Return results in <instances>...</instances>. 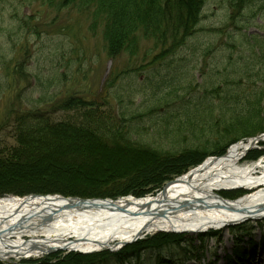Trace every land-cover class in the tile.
Masks as SVG:
<instances>
[{
  "label": "rangeland",
  "instance_id": "rangeland-1",
  "mask_svg": "<svg viewBox=\"0 0 264 264\" xmlns=\"http://www.w3.org/2000/svg\"><path fill=\"white\" fill-rule=\"evenodd\" d=\"M245 3L235 19L245 23L244 28L239 29L230 20L233 9L231 0H204L201 20L195 32L171 56L152 62L157 51L147 54L153 46L151 41L144 40L135 56L126 53L116 58L108 56L101 29H90L88 13L74 8L57 10L47 6L42 0H0V149L15 144L18 117L27 113H40L51 120L69 118L76 110L59 111L58 103L63 100L62 104L68 105L66 99L79 95L85 100L99 103L113 116H116L120 108H126L129 115L135 114L136 119L132 124L134 127L129 137L150 150L152 148L161 154L179 153L178 155L184 151L189 152L193 147L202 152L206 150L205 153H191L189 165L181 175L193 170L198 164L192 162L202 155L206 154L204 160L217 157L215 154L230 148L227 143L220 145L222 147L215 144L219 139L217 132L227 133L222 131V126L231 117L230 112L223 107L235 106L238 98H253L264 81L255 80L258 75L264 76V62L260 55L263 46L254 44L249 38L253 32L264 35V0H246ZM230 33L237 35L238 47L232 48ZM163 76L170 79L174 77L173 86L158 88L156 81ZM214 85L219 86L218 93L215 94L218 96L215 100L218 105L211 110H199L202 116L207 115L212 124H216L217 128H213L214 135L208 137L200 133L198 140L189 138L188 141L179 142L167 139L165 132L158 135V132L166 128L171 118L169 114L179 111L175 109L176 105L165 107L167 104L190 102L191 99L200 101L199 103L214 101L211 92H205ZM261 99L263 104L264 97ZM49 101L51 102L45 103ZM179 123H182L180 119ZM146 147L142 148L147 149ZM263 153L264 141L244 155L247 160H252ZM91 154L102 159V163L106 162L105 165L113 167L112 171L117 173L130 170L132 174L139 175L136 171L141 168L140 174L143 173V176L139 175L141 178L137 180L141 187L135 186V191L146 190L147 193L144 196H138L140 192L138 195L131 192L114 194L121 185L119 183L118 186V180H101L92 185L82 181L74 171L61 169H54L50 174H59L54 176L57 178L56 187L86 191L84 196H78L82 199L118 200L128 196L144 198L156 195L168 182L179 178L175 176L171 179L169 176L155 190V181L142 180L153 173V170L160 173L159 166L153 169V166H141V163L134 165L139 162L134 155L108 152L102 148L91 150ZM59 165L61 167L62 163ZM108 168H89L85 172L98 176ZM11 177L18 178L5 175L1 180H13ZM44 177H31L25 183H30L33 179L40 181ZM165 178L166 176L163 177ZM89 185L97 186L102 192L101 196L88 195L86 187ZM40 186L43 187L42 184ZM31 194L43 193L25 195ZM157 235L163 234L152 233L140 240H150ZM156 238L151 241L154 242ZM171 240L173 247L162 250L158 247L154 249L147 242L131 248H126L130 245L127 244L118 246L115 251L105 249L88 254L58 250L38 257L0 260V264H264V249L260 250L258 246H264V218L249 219L204 234H182V237ZM77 256L81 259L80 262ZM165 256L170 257L167 263Z\"/></svg>",
  "mask_w": 264,
  "mask_h": 264
},
{
  "label": "trees",
  "instance_id": "trees-1",
  "mask_svg": "<svg viewBox=\"0 0 264 264\" xmlns=\"http://www.w3.org/2000/svg\"><path fill=\"white\" fill-rule=\"evenodd\" d=\"M42 1L47 6L57 10L74 8V10L88 13L90 29L92 31L101 29L105 52L111 58L119 57L123 53L135 56L138 53L141 41H151L153 49L149 50L147 54H150L153 50L157 51L152 62L171 56L185 43L187 38L197 28L204 5V0ZM245 2L246 0H231L233 9L230 20L239 29L244 28L245 23L235 19L241 13L242 8H244ZM240 34L242 35V32ZM249 38L254 44L257 43L261 47L263 46L262 50L260 49V55L264 62V35L253 32ZM230 42L232 48L239 46L236 34L230 33ZM19 65H22V63ZM263 77V75H258L255 80H263ZM173 78L170 79L167 76H163L156 81V85L160 89H167V86L170 88L175 83ZM216 87L218 86H212V88ZM212 90L206 92H211V94L218 93L217 90L213 92ZM255 94L251 99L250 97H246V100L238 98V100H235V106L230 105L224 108L230 112L232 118V122L227 126L230 129L226 134L229 135L227 136L220 132H217V134L220 135V139H227V144L244 137H252L264 133V103L262 104L261 99V97H264V81L263 86ZM71 98L72 100H70ZM71 98L66 99L68 105H66L67 103L62 104V100L57 106L59 111L75 109V114L69 118L51 120L49 117L40 115V113L39 115L27 113L18 117L14 134L15 144L0 149V196L6 194H18L21 196L29 193H59L68 197L84 196L86 194V191L82 192L76 190V188L56 187L57 178L54 176H59V174H54L53 172L54 175H50L54 169L74 171L78 177L82 178V181L90 182L89 184L92 185L97 182L100 183L101 180L102 182L108 179L118 180V186L119 183L121 185L119 186L120 188L116 189V192H113L114 194L131 192L138 195L140 191H135L137 190L135 186L139 187L137 183L140 182H137V180L141 178L139 175L143 176V173L140 174L141 168L136 171L139 172V175L132 174L130 170L127 172L121 171L120 173L114 172L112 171L114 168L110 165H105L106 162L102 163V159L91 156V150L102 148L108 152L117 151L121 154L134 155L139 161L136 164L133 163L134 165L141 163V166H153V169L159 166L161 169L160 173L153 170V173H149L148 177H144L145 179L142 180L143 182L155 181L156 187H153L155 190H158L163 182L169 179V176L173 179V177L180 176L185 172L186 167L189 165L188 160L192 157L190 156L191 153L202 152V150L197 148L194 151L191 149L189 152L184 151L178 155L179 153L161 154L157 149L152 148L150 150V148L139 145L130 139L129 136L132 134L131 130L134 127L132 124L136 116H134L135 114L129 115L126 108H120L116 116H113L97 102L85 100L79 95ZM191 101L198 102L192 99ZM105 102L107 103V99H105ZM184 111L192 112L189 108L184 109ZM169 115L171 118L165 126L166 128L164 131L158 132V135L165 132L166 138L171 141L179 142L187 136L192 137L193 140H198L199 136H201L200 133L207 136L215 132L207 115L202 116L201 113L200 115L187 114L183 120H181L180 114L171 113ZM200 116H202L201 119H199ZM179 119L182 123H179ZM224 152L225 150L215 155H221ZM205 155L193 161L192 164H199L204 160ZM259 156L260 154L253 159ZM142 160L144 161L142 162ZM59 163H62L61 167ZM98 167H109V170L103 171L102 174L99 173L98 176L85 172L89 168L95 169ZM5 175L18 178L13 179L11 177L13 180H1ZM42 176L45 177L40 181H33L35 180L33 179L32 182L25 183V180L31 179V177ZM164 176H166L165 179H163ZM86 190L88 195L92 197L101 196L102 194L101 190L97 189V186L89 185ZM146 193L147 191L144 190L138 196H144ZM162 234L161 236L157 235V238L154 237L156 238L154 242H152L154 238L140 240L127 245L126 248L149 242L154 249L158 247V249L162 250L173 247L172 238L182 237V235L177 234L176 236H174L175 234ZM71 256L75 258L73 254ZM169 259L170 257L168 258L167 256L165 262H169ZM78 260L80 262L81 259L78 257ZM161 261L163 260L161 259Z\"/></svg>",
  "mask_w": 264,
  "mask_h": 264
},
{
  "label": "bare ground",
  "instance_id": "bare-ground-1",
  "mask_svg": "<svg viewBox=\"0 0 264 264\" xmlns=\"http://www.w3.org/2000/svg\"><path fill=\"white\" fill-rule=\"evenodd\" d=\"M262 141L264 135L237 142L146 198L85 205L56 195L0 197V257L32 258L54 249L86 254L152 233L209 232L264 218V157L244 160Z\"/></svg>",
  "mask_w": 264,
  "mask_h": 264
},
{
  "label": "flooded vegetation",
  "instance_id": "flooded-vegetation-1",
  "mask_svg": "<svg viewBox=\"0 0 264 264\" xmlns=\"http://www.w3.org/2000/svg\"><path fill=\"white\" fill-rule=\"evenodd\" d=\"M213 89V90H212ZM207 90H212V91H215V90H218V87H216V88H209V89H207ZM212 97V99L214 100V101H211V102H206V103H199V102H179V103H176V104H167L165 107H169V106H171V105H176V107H175V109H177V110H179V111H177V112H171V113H175V114H180L181 115V119H185V117H186V115L187 114H189V115H199L200 113H199V111L198 110H200V108H205L206 110H211L212 108H214V106L215 105H218V104H216V102H215V100H216V98L218 97V96H216V95H212L211 96ZM186 108H189V109H191V111L192 112H187V111H184V109H186ZM208 112V111H207ZM224 116V115H223ZM232 122V118L230 117V120H228L227 121V123H225V125L224 126H222L223 128H222V131L223 132H225V131H228L230 128H228L227 126H228V124L229 123H231ZM214 128H217V126H216V124H214ZM218 137H220V135L218 136ZM189 138H192V137H189V136H187L185 139H182V140H189ZM227 138V137H226ZM182 140H180V141H182ZM218 140V142L217 143H215L217 146H219V147H222V146H220V145H223V143H226L228 140L227 139H217ZM194 141V140H193ZM216 148H218V147H216ZM193 151L195 150L194 149V147L193 148H191ZM190 149V150H191ZM206 150H204V152H205Z\"/></svg>",
  "mask_w": 264,
  "mask_h": 264
},
{
  "label": "water",
  "instance_id": "water-1",
  "mask_svg": "<svg viewBox=\"0 0 264 264\" xmlns=\"http://www.w3.org/2000/svg\"><path fill=\"white\" fill-rule=\"evenodd\" d=\"M57 197H61L60 195H56ZM64 199H68V198H65L64 197ZM73 199H76V197H73ZM77 199L82 203V204H85V205H89V204H97V203H99L100 201H102L103 203L104 202H107V203H109V202H113V200L111 199H82V198H78L77 197ZM173 232H184V231H174L173 230ZM189 232V231H188ZM191 233H196V232H191ZM141 237L139 236L137 239H135V241L136 240H138V239H140ZM133 242V241H132ZM126 243H128V242H126ZM126 243H124V244H121V246H119V247H123L124 245H126ZM109 250H111V251H115L117 248H112V247H110V248H108ZM56 251H58V249H54V250H51V251H49L48 253H51V252H56ZM0 260H5V259H2L1 257H0Z\"/></svg>",
  "mask_w": 264,
  "mask_h": 264
}]
</instances>
